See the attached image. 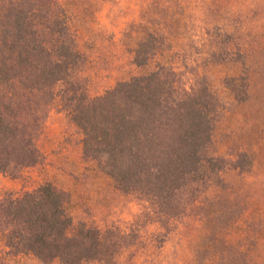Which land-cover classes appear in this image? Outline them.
Here are the masks:
<instances>
[{"label":"trees","instance_id":"16d2710c","mask_svg":"<svg viewBox=\"0 0 264 264\" xmlns=\"http://www.w3.org/2000/svg\"><path fill=\"white\" fill-rule=\"evenodd\" d=\"M163 42L150 33L134 62L163 56ZM85 61L60 0H0V173L17 176L42 161L37 140L58 102L83 135V156L120 190L145 201L148 216L169 229L228 165L214 142L219 95L204 79L186 83L181 71L158 59L150 72L91 96ZM237 81V75L225 79L244 101ZM246 155L239 154L235 168ZM67 200L50 182L2 196L0 234L8 252L43 263L118 264L135 235L75 220Z\"/></svg>","mask_w":264,"mask_h":264},{"label":"rangeland","instance_id":"374dc122","mask_svg":"<svg viewBox=\"0 0 264 264\" xmlns=\"http://www.w3.org/2000/svg\"><path fill=\"white\" fill-rule=\"evenodd\" d=\"M60 2L86 58L82 75L91 96L150 72L158 59L188 84L204 79L220 98L214 142L228 165L198 205L161 227L145 201L83 156L80 129L55 102L37 140L42 161L17 176L0 173V198L54 184L75 220L135 235L118 264H264V0ZM150 33L164 40L163 56L138 65L134 51ZM234 75L244 101L225 82ZM240 153L247 155L235 168ZM0 264L59 263L12 255L0 234Z\"/></svg>","mask_w":264,"mask_h":264}]
</instances>
